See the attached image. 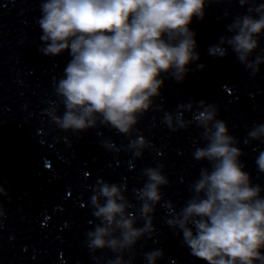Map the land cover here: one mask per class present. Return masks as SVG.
<instances>
[{
  "label": "clouds",
  "instance_id": "obj_1",
  "mask_svg": "<svg viewBox=\"0 0 264 264\" xmlns=\"http://www.w3.org/2000/svg\"><path fill=\"white\" fill-rule=\"evenodd\" d=\"M223 0H42L41 16L36 23L42 30L39 51L56 57L66 50L70 61L63 75L54 79L53 89L64 111L45 109L50 122L78 139L81 133L99 126L131 137L136 125L161 97L165 79L183 83L191 71L189 65L200 59L196 33L189 25L193 18L203 20L208 5ZM247 14L237 15L226 25L228 33L209 47L214 58H225L228 46L237 61L254 78L264 64V55L250 59L264 35V3L238 0ZM225 17L228 15L224 14ZM205 65L198 64L203 70ZM184 113L192 114L186 119ZM216 103L189 101L177 106L175 113L165 112L163 123L172 131L186 130L192 124L202 129L205 142L196 147L193 158L207 161L198 178L190 185L192 193L179 212L168 202L167 225L182 233V244L190 254L206 264H264V192L254 184L240 159L244 153L229 127L219 119ZM248 139L264 141V123L254 124ZM247 142V141H246ZM101 147L119 152L110 140ZM150 142L137 132L125 151L136 159L143 156ZM255 164L264 173V151ZM164 165L143 169L147 178L143 187L134 189L139 207L129 201L126 183L98 180L90 197L92 215L98 221L86 233L92 253L110 250L116 254L107 264H132L125 254L134 255L142 238L152 239L156 229L154 213L164 199L162 187L170 181ZM0 182V197L9 192ZM10 187V185H9ZM135 208V214L130 209ZM6 210L0 200V227ZM142 222V227H137ZM92 223V221H89ZM147 264L164 257L161 249L143 254Z\"/></svg>",
  "mask_w": 264,
  "mask_h": 264
}]
</instances>
